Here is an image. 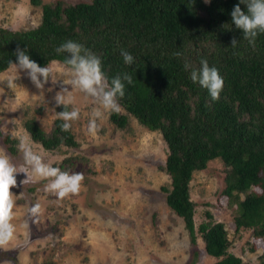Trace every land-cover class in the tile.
<instances>
[{
	"label": "trees",
	"instance_id": "16d2710c",
	"mask_svg": "<svg viewBox=\"0 0 264 264\" xmlns=\"http://www.w3.org/2000/svg\"><path fill=\"white\" fill-rule=\"evenodd\" d=\"M41 7L40 22L32 28L13 30L0 26V72L17 62V48L27 49L34 62L43 67L51 61L63 62L67 53L56 49L72 40L91 50L102 60L109 80L129 73L121 107L149 130L159 131L167 147L164 169L170 178L164 187L165 202L182 220L191 244L200 234L204 250L216 260L212 264H264V33L253 48L232 22L231 12L240 0H30ZM235 38V48L231 42ZM121 50L135 60L124 63ZM181 52L180 58L173 54ZM187 59L196 68L206 59L224 80L218 100L193 83L184 70ZM61 112L63 106H56ZM117 127L127 124L124 113H110ZM62 120L54 118L43 129L33 117L23 127L31 140L54 151L77 142L71 129L61 130ZM6 150L13 154L15 139L0 130ZM75 157L53 163L62 171ZM222 162L224 186L221 194L233 209L234 231L216 221L210 211L195 226V202L190 197L194 171L209 161ZM248 229L244 250L256 254L252 263L230 252V238ZM260 240L262 248L254 242ZM194 252V259L196 258ZM6 253L0 252V259ZM8 257V256H7Z\"/></svg>",
	"mask_w": 264,
	"mask_h": 264
},
{
	"label": "rangeland",
	"instance_id": "374dc122",
	"mask_svg": "<svg viewBox=\"0 0 264 264\" xmlns=\"http://www.w3.org/2000/svg\"><path fill=\"white\" fill-rule=\"evenodd\" d=\"M40 19L41 7L30 0H0L2 27L24 30L35 27ZM49 64L59 72L62 62ZM14 75L11 66L0 72V130L15 139L13 154L6 150L1 137L0 149L20 169L24 161L18 138L29 135L24 119L33 117L43 129H50L58 113L55 96L62 86L69 90L71 86L63 85V78L56 84L49 80L42 100L37 97L41 90L25 71H19L9 87ZM75 95V106L81 110L71 127L76 146L49 151L31 142L35 151L43 152L53 163L74 156L68 172L83 175L81 189L60 199L45 191L48 181L33 178L22 184L26 174L16 173L17 186L11 188L15 233L6 246L0 247V252L6 253L0 264H212L216 259L206 254L200 234L196 231V242L191 244L184 223L165 202L163 188H169L170 178L164 169L167 147L161 133L149 130L121 107L120 113L127 115L125 127L114 125L110 113H105L97 121L100 130L92 135L88 124L95 105L82 93ZM223 175L219 159L194 171L189 189L195 202V226L208 210L216 221L225 222L234 231L233 209L227 207L221 194ZM36 203L41 204L42 213L33 217L30 208ZM232 236L228 250L254 262L256 254L244 250L249 230L240 229ZM254 243L262 248L260 240Z\"/></svg>",
	"mask_w": 264,
	"mask_h": 264
},
{
	"label": "clouds",
	"instance_id": "9594fccd",
	"mask_svg": "<svg viewBox=\"0 0 264 264\" xmlns=\"http://www.w3.org/2000/svg\"><path fill=\"white\" fill-rule=\"evenodd\" d=\"M210 3V0H204ZM246 5V11H242L239 5L234 6L231 12L232 22L237 29L242 30L243 38L254 48L259 34L264 33V0H240ZM238 41L233 38L231 46L235 48ZM58 54L67 53L66 58L60 65V71L53 69L52 65L39 66L30 59L27 49L16 50L17 62H9L15 75L9 81L11 87L18 76L19 71H25L35 87L41 90V95L37 96L43 100V90L45 85L51 80L53 84L63 78V85L57 92L55 101L57 106L62 105L64 110L57 113V118L62 120L60 125L62 131L67 132L72 127V122L80 118V108L76 105L75 93H82L86 100H90L95 107L91 110V118L88 124V131L96 135L100 130L98 120H102L105 113H119L121 105L119 100L125 96L126 84L133 83L129 73H119L109 80L102 70V60L91 50L82 44L68 40L62 43L57 49ZM124 63L131 66L135 63L134 57L125 50H121ZM180 58L183 54L176 52L173 54ZM56 63V62H53ZM184 70L190 73L193 83H198L206 89L213 101L220 97L224 86V80L216 67H210L206 59L200 60V67L196 68L187 59L184 60ZM42 78V79H41ZM72 105L71 110H68ZM18 150L23 155L24 166L20 169L12 163L10 157L0 149V247L6 246L14 237V194L11 188L17 186L16 173H25L26 179L21 183H28L36 180H46L45 191L63 199L69 195L78 194L84 177L80 173L70 174L62 171L59 167L53 166V161L46 159L43 152L35 151L29 135L18 138ZM29 170L30 173L29 174ZM42 213V206L36 203L30 208V214L37 217ZM27 225H25L26 227Z\"/></svg>",
	"mask_w": 264,
	"mask_h": 264
}]
</instances>
